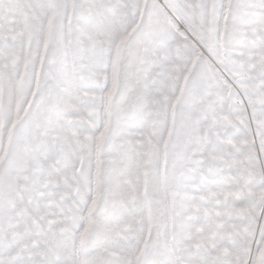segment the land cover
Instances as JSON below:
<instances>
[{
	"label": "snow or ice",
	"instance_id": "6c2138e0",
	"mask_svg": "<svg viewBox=\"0 0 264 264\" xmlns=\"http://www.w3.org/2000/svg\"><path fill=\"white\" fill-rule=\"evenodd\" d=\"M0 264H264V0H0Z\"/></svg>",
	"mask_w": 264,
	"mask_h": 264
}]
</instances>
